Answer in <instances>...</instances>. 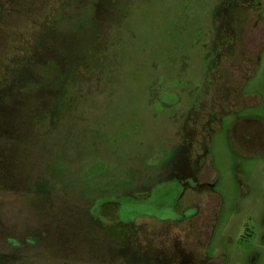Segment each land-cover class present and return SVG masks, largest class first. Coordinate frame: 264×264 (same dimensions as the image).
<instances>
[{"label":"rangeland","instance_id":"1","mask_svg":"<svg viewBox=\"0 0 264 264\" xmlns=\"http://www.w3.org/2000/svg\"><path fill=\"white\" fill-rule=\"evenodd\" d=\"M0 1V264H264V0Z\"/></svg>","mask_w":264,"mask_h":264},{"label":"flooded vegetation","instance_id":"2","mask_svg":"<svg viewBox=\"0 0 264 264\" xmlns=\"http://www.w3.org/2000/svg\"><path fill=\"white\" fill-rule=\"evenodd\" d=\"M0 3H1V1H0ZM2 4V3H1ZM2 7H3V5H2Z\"/></svg>","mask_w":264,"mask_h":264}]
</instances>
